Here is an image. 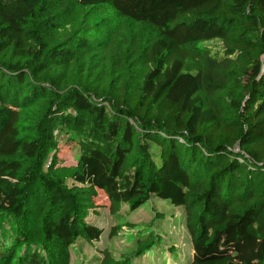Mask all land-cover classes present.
<instances>
[{
	"label": "trees",
	"instance_id": "16d2710c",
	"mask_svg": "<svg viewBox=\"0 0 264 264\" xmlns=\"http://www.w3.org/2000/svg\"><path fill=\"white\" fill-rule=\"evenodd\" d=\"M98 191L117 217L183 208L192 255L171 264H264V0H0V264H70L103 233Z\"/></svg>",
	"mask_w": 264,
	"mask_h": 264
},
{
	"label": "rangeland",
	"instance_id": "374dc122",
	"mask_svg": "<svg viewBox=\"0 0 264 264\" xmlns=\"http://www.w3.org/2000/svg\"><path fill=\"white\" fill-rule=\"evenodd\" d=\"M220 42L213 40L210 46L219 48ZM174 111V106L167 102H160L157 109V117L161 121L169 119ZM59 150L52 155L54 161L61 165H68L75 162L76 150L72 142L65 139V135H60ZM97 204L95 212L88 213V219L96 226L103 229V233L97 242L93 244L85 243V246H77L71 251L70 264H88L91 257H100L99 249H107L115 258L128 257L132 264H171L172 258L177 263L181 260H189L192 255L191 235L186 227L185 213L183 208H174L168 200L154 198L144 203L135 210H129L126 205H122L117 217L110 212L106 205V198L98 191L95 197ZM164 217L163 220H157ZM121 220L128 221L132 226H123L117 234L111 235L112 226L118 225ZM149 231H155L160 239L159 247L155 252L151 251L143 256H137L135 240L138 236ZM137 235V236H136ZM170 247V248H169ZM168 248L172 249V257L168 254Z\"/></svg>",
	"mask_w": 264,
	"mask_h": 264
}]
</instances>
